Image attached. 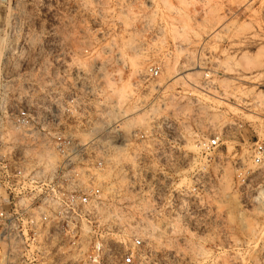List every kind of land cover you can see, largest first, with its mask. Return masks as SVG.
Returning a JSON list of instances; mask_svg holds the SVG:
<instances>
[{"label": "rangeland", "instance_id": "rangeland-1", "mask_svg": "<svg viewBox=\"0 0 264 264\" xmlns=\"http://www.w3.org/2000/svg\"><path fill=\"white\" fill-rule=\"evenodd\" d=\"M109 1L113 65L120 72L117 55L128 39L125 30L134 23L126 20L117 0ZM22 3L32 47L10 57L9 69L0 73L8 91L0 97L8 103L19 100L34 82L61 85L71 95L75 67L85 70L89 61L80 56L73 63V52L92 30L96 36L104 31L90 17L106 10L105 0ZM163 8L175 13L165 40L173 59L163 75L173 80L162 89L154 132L126 141L127 151L114 146L129 137L104 135L101 125H96L98 134L74 138L94 142L86 157L102 156L110 163L105 181L117 189L119 204L129 211L136 204L145 208L144 215L129 212L119 223L128 246L133 227L146 228L141 232L143 264H264V167L252 159L255 145L264 143V0H163ZM63 60L72 63L71 71L63 72ZM198 63L212 73L211 95L196 91L203 75ZM112 82L117 92L125 89L124 81ZM94 106L86 105L91 111ZM144 124V118L134 119L125 128L142 130ZM215 138L218 147L209 145ZM166 223L174 231L161 233Z\"/></svg>", "mask_w": 264, "mask_h": 264}, {"label": "built area", "instance_id": "built-area-1", "mask_svg": "<svg viewBox=\"0 0 264 264\" xmlns=\"http://www.w3.org/2000/svg\"><path fill=\"white\" fill-rule=\"evenodd\" d=\"M117 3L126 20L134 23L125 30L128 41L117 55L120 72L113 65L116 47L111 3L105 0L106 10L90 17L103 25L104 31L96 36L92 30L73 52V63L80 56L89 61L85 70L75 67L71 95L64 94L61 85L42 87L34 82L19 100L8 103L0 97V264L144 262L142 227L139 223L133 227L128 246L119 219L129 212L144 215L145 210L136 204L135 211H129L118 203L117 189H110L105 181L110 163L102 156L96 160L86 157L94 142L82 144L74 138L100 133L96 125L103 127L104 135H127L129 142L148 138L158 120L162 89L173 80L163 75L167 62L173 59V50H167L165 40L175 13L163 8V0ZM22 6V0H0V73L9 69L10 57L32 47L30 30L23 28L29 17ZM38 40L42 41V36ZM133 57L139 59L137 67L132 66ZM71 64L63 60V72L71 71ZM197 68L203 75L196 91L211 95L215 87L212 73L199 63ZM2 76L0 95L8 91ZM108 80L129 85L121 108ZM87 104L96 105L94 111ZM145 113L150 129L126 133L124 122ZM209 145L218 147L219 139ZM252 159L264 167V143L255 145Z\"/></svg>", "mask_w": 264, "mask_h": 264}, {"label": "bare ground", "instance_id": "bare-ground-1", "mask_svg": "<svg viewBox=\"0 0 264 264\" xmlns=\"http://www.w3.org/2000/svg\"><path fill=\"white\" fill-rule=\"evenodd\" d=\"M137 62L138 61H133L132 62V66H134V67H137ZM71 66V65H70ZM80 68V67H79ZM114 82H111V81H109L108 80V88L112 91V93L114 94L115 92L122 98V96H123V98H125L126 99V96H127V92H128V90H129V85L127 84V83H125V89H124V87L123 88H121V90H119L118 92H117V89L115 88V87H113L112 86V84H113ZM115 84V83H114ZM116 97H117V100H118V107H122L123 106V103H124V101H125V99H124V101L123 102H121L120 101V98L116 95ZM139 118H144L145 119V124L143 125L144 126V129L145 130H149L150 129V124H149V121H148V117H146V114H141V115H139V116H137V117H135V118H130V119H128V120H126L125 122H124V130L126 131V133H130V131H132V129H134V128H132V129H128V128H125V126H126V124H128L131 120H134V119H139ZM133 123H135L134 121H133ZM133 125V124H132ZM131 125V126H132ZM136 125V124H135ZM130 126V127H131ZM134 126V125H133ZM209 126V125H208ZM216 126V125H215ZM214 129V128H213ZM16 140H18L17 138H16ZM126 141H128V140H124V142H123V144L121 145V146H114V149L117 151H119V150H121V151H127V150H129V146H130V144H126L125 142ZM54 156L52 157V162L54 161ZM110 173H107V175H106V180H107V178H109L110 177V175H109ZM110 189H115L114 188V186H113V188L111 187ZM144 210H145V208H144ZM119 221H120V223L123 221V218H120L119 219ZM167 223H171V221L169 222H167ZM166 223V225H164V227H162V228H160V232L161 233H169V232H172V231H174V228H175V226H173L172 224H167ZM144 229H146L145 227L143 228V225H142V231L144 230ZM260 233V232H259Z\"/></svg>", "mask_w": 264, "mask_h": 264}]
</instances>
